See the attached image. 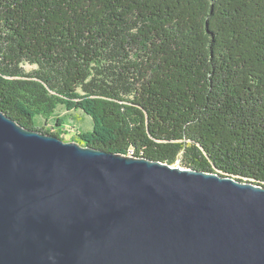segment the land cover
Listing matches in <instances>:
<instances>
[{"label": "trees", "instance_id": "obj_1", "mask_svg": "<svg viewBox=\"0 0 264 264\" xmlns=\"http://www.w3.org/2000/svg\"><path fill=\"white\" fill-rule=\"evenodd\" d=\"M58 107L92 121L66 142L264 186V0H0V112L60 139Z\"/></svg>", "mask_w": 264, "mask_h": 264}, {"label": "water", "instance_id": "obj_2", "mask_svg": "<svg viewBox=\"0 0 264 264\" xmlns=\"http://www.w3.org/2000/svg\"><path fill=\"white\" fill-rule=\"evenodd\" d=\"M0 264H264V186L64 142L0 112Z\"/></svg>", "mask_w": 264, "mask_h": 264}, {"label": "rangeland", "instance_id": "obj_3", "mask_svg": "<svg viewBox=\"0 0 264 264\" xmlns=\"http://www.w3.org/2000/svg\"><path fill=\"white\" fill-rule=\"evenodd\" d=\"M24 68L26 71H30L34 67L25 65ZM57 118L61 120L59 126L57 125ZM36 126L37 128L48 129L54 133L60 132V139L66 142L67 140L75 139L77 134L90 131L92 129V121L90 117L79 110L67 112L62 107H58L50 119L37 118ZM172 167L182 168L179 161Z\"/></svg>", "mask_w": 264, "mask_h": 264}]
</instances>
